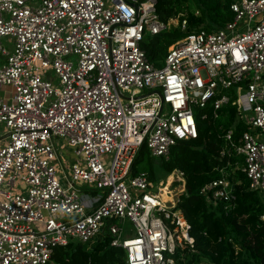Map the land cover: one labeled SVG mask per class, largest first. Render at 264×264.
Masks as SVG:
<instances>
[{"label": "built area", "instance_id": "1", "mask_svg": "<svg viewBox=\"0 0 264 264\" xmlns=\"http://www.w3.org/2000/svg\"><path fill=\"white\" fill-rule=\"evenodd\" d=\"M156 5L0 0V264H45L110 218L125 264H174L176 249L193 245L190 224L171 190L162 198L161 179L132 164L143 144L167 157L195 136L194 108L207 104L214 117L236 105L246 128L224 130L221 154L264 194V0H232V19L176 39L159 65L141 41L178 20ZM171 176L185 182L178 169ZM200 193L225 208L236 198L224 170Z\"/></svg>", "mask_w": 264, "mask_h": 264}, {"label": "trees", "instance_id": "2", "mask_svg": "<svg viewBox=\"0 0 264 264\" xmlns=\"http://www.w3.org/2000/svg\"><path fill=\"white\" fill-rule=\"evenodd\" d=\"M232 0H157V12L164 21L176 18L165 30L147 34L141 41L150 61L159 65L170 43L199 28L212 30L233 18ZM185 18L186 27H180ZM197 133L179 138L171 146L167 157L153 156L143 144L137 153L132 173L146 170L154 178V165L168 174L182 171L184 190L176 201L187 222L193 245L177 248L174 264H264V194L248 188V179L235 165L234 155H222L226 145L224 130L233 126L235 137L245 129L238 120L236 105L227 103L214 117L210 104L194 108ZM202 114H205L202 117ZM156 162V163H155ZM226 171L236 198L224 207V201H208L200 193L206 182ZM107 219L99 233L89 241H70L57 245L45 264H125L123 248L110 244Z\"/></svg>", "mask_w": 264, "mask_h": 264}, {"label": "rangeland", "instance_id": "3", "mask_svg": "<svg viewBox=\"0 0 264 264\" xmlns=\"http://www.w3.org/2000/svg\"><path fill=\"white\" fill-rule=\"evenodd\" d=\"M9 47V46H8ZM4 58L2 57L1 58V62H4ZM49 72V71H48ZM51 75H55L54 71L52 70ZM8 88L10 89L11 87L8 86ZM2 131V127L0 126V132ZM104 157V156H103ZM156 163V162H155ZM105 164L106 166L108 167L109 165V162L105 161ZM154 178L152 179L154 182L158 181L159 179H161V187L163 188V191H165V193L162 191V198L164 199V201L166 203H168V201L170 200L171 197L170 196V192H168V190H171V196H173L172 198H174V201L177 200L178 196H179V193L181 191L184 190V183L183 181H180L178 183V181L176 180V178L174 176H171V177H168L167 178V174H165L164 172H162V169H160L159 166L157 165H154ZM175 179V180H174ZM173 181V182H172ZM172 182V184H171ZM174 182H177V183H174ZM169 184H171L169 186ZM77 185L78 186H83V183L78 181L77 182ZM123 227L128 230V229H131L132 228V224L129 220H124L123 221Z\"/></svg>", "mask_w": 264, "mask_h": 264}, {"label": "water", "instance_id": "4", "mask_svg": "<svg viewBox=\"0 0 264 264\" xmlns=\"http://www.w3.org/2000/svg\"><path fill=\"white\" fill-rule=\"evenodd\" d=\"M7 134L5 133V134H3L2 136H1V138L2 137H5ZM174 183H177V182H174ZM262 222L264 223V216L262 217Z\"/></svg>", "mask_w": 264, "mask_h": 264}, {"label": "bare ground", "instance_id": "5", "mask_svg": "<svg viewBox=\"0 0 264 264\" xmlns=\"http://www.w3.org/2000/svg\"><path fill=\"white\" fill-rule=\"evenodd\" d=\"M165 193V191H163Z\"/></svg>", "mask_w": 264, "mask_h": 264}]
</instances>
